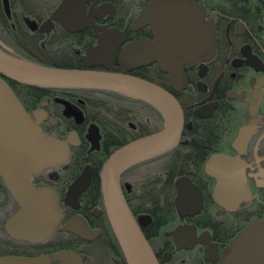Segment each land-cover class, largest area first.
<instances>
[{"label": "flooded vegetation", "instance_id": "af4514ba", "mask_svg": "<svg viewBox=\"0 0 264 264\" xmlns=\"http://www.w3.org/2000/svg\"><path fill=\"white\" fill-rule=\"evenodd\" d=\"M154 1L167 12L178 10L193 17L205 41L192 56L172 52L176 83L159 66L157 50L151 45L152 27L132 30ZM62 2L9 0V17L0 0V42L25 60L84 68L83 58L97 46L102 28L122 31L125 42L114 63L109 69L96 70L129 74L160 86L177 99L185 121L175 149L123 174L126 200L160 264H223L224 254L246 226L264 220V0H88L85 28L67 29L63 23L70 21L62 19L53 21L49 32H41ZM43 7L49 10L41 15ZM26 19L37 22L35 31ZM6 35L29 39L32 50L24 46L27 54L21 53ZM192 39L199 40L195 35ZM127 49L147 58L136 62L122 57ZM7 83L32 119L41 120L45 136L65 142L69 153L67 160L32 176L38 189L56 193L63 209L57 230L46 240L16 239L6 231L7 221L21 207L0 176V258H54L70 251L80 256L81 264H127L111 228L101 186L92 177L76 200L68 199V194L86 168L93 176L115 150L159 131L164 126L162 115L150 104L125 101L127 97L118 93L41 90ZM92 128L99 134L96 148L90 141ZM216 155L239 162L226 185L227 198L238 204H219L218 181L207 171ZM181 178H188L198 191L194 209L177 208ZM197 204H201L198 209ZM77 222L87 238L65 229ZM208 248L214 251L210 260L206 259ZM51 264L62 263L53 260Z\"/></svg>", "mask_w": 264, "mask_h": 264}, {"label": "water", "instance_id": "95a60500", "mask_svg": "<svg viewBox=\"0 0 264 264\" xmlns=\"http://www.w3.org/2000/svg\"><path fill=\"white\" fill-rule=\"evenodd\" d=\"M87 1L63 0L51 19L42 25L41 32H49L53 21L62 19L70 21L63 23L67 29L85 28L88 23L85 10ZM4 8L10 17L9 0H4ZM26 22L32 31L37 29L36 21L26 19ZM146 25L152 27L154 40L151 45L157 50L159 66L176 83L177 64L172 52L179 50L192 56L205 45L195 19L178 10L167 12L157 7L154 1L135 20L132 30ZM194 35L199 40L192 39ZM124 42V33L119 29L102 28L97 46L91 48L83 58L84 69L51 67L21 59L13 56V50L0 42V176L21 207L6 223V231L12 237L37 242L55 233L63 209L56 193L50 188L38 189L32 182V176L67 160L69 152L65 142L45 136L39 126L41 120L37 118L35 122L32 119L6 80L38 88L111 91L150 104L164 119L165 124L160 131L138 138L114 151L100 173L104 205L126 263L159 264L128 205L121 178L132 167L173 150L180 142L185 121L177 99L160 86L129 74L96 70L99 67L109 69ZM122 57L136 62L147 58L133 49L125 50ZM94 128L90 136L92 148L97 147L99 139ZM238 165V161L224 155L214 156L207 165V171L218 181L216 194L221 206L229 202L238 204V201L226 196L227 178L233 177ZM228 166L229 169L226 168ZM90 176L91 169L88 167L71 186L68 199L76 200L87 189ZM177 188L176 205L179 211L193 208L198 191L190 180L179 179ZM201 204H197L196 208H200ZM65 229L87 238L88 233L80 222ZM179 231H182L181 227L175 233L177 242ZM206 252V259L210 260V254L214 251L208 248ZM53 260L62 264H81L80 256L70 251L59 252L54 258H0V264H51ZM223 264H264V220L253 221L246 226L224 254Z\"/></svg>", "mask_w": 264, "mask_h": 264}, {"label": "trees", "instance_id": "16d2710c", "mask_svg": "<svg viewBox=\"0 0 264 264\" xmlns=\"http://www.w3.org/2000/svg\"><path fill=\"white\" fill-rule=\"evenodd\" d=\"M49 9L48 8H44L43 7V9H41L40 10V14L41 15H43L44 13H46L47 11H48ZM13 37V36H12ZM73 53V52H72ZM25 54H27V53H25ZM36 61V60H35ZM36 62H39V61H36ZM39 63H41V62H39ZM57 67H61V68H72V69H76L77 67H73V66H57ZM8 82H10V83H14V82H12V81H8ZM31 88H33V89H41V90H51V89H47V88H38V87H31ZM86 91H88V92H101V91H96V90H94V91H92V90H86ZM106 93H108L109 95H114V94H116V93H114V92H109V91H105ZM121 96V95H120ZM124 100L125 101H130L128 98H124ZM163 127V125H161V128ZM133 139H135V138H133ZM132 139V140H133ZM106 159L103 161L104 163H103V165L102 166H99L97 169H95L94 170V174H93V178H94V180H95V182L98 184V185H100L101 186V183H100V173H101V171H102V169H103V167H104V165H105V163H106ZM101 194H102V191L100 192ZM102 197H103V194H102ZM103 203H104V201H103ZM110 225H111V223H110ZM111 228H112V226H111ZM112 230H113V228H112ZM113 233H114V235H115V232H114V230H113ZM115 238H116V241L118 242V240H117V237H116V235H115Z\"/></svg>", "mask_w": 264, "mask_h": 264}, {"label": "rangeland", "instance_id": "374dc122", "mask_svg": "<svg viewBox=\"0 0 264 264\" xmlns=\"http://www.w3.org/2000/svg\"><path fill=\"white\" fill-rule=\"evenodd\" d=\"M1 34V33H0ZM2 35V34H1ZM12 35V34H11ZM7 36V40L9 41V42H11V43H14V44H16L18 47V50L21 52V53H26L25 51H24V46H25V48L27 49V48H29L30 50H32V48H31V45H30V43H29V39H26L25 37H21L20 39H19V37H12V36ZM5 36V35H4ZM3 37V36H2ZM103 256H101V255H99V258H102Z\"/></svg>", "mask_w": 264, "mask_h": 264}, {"label": "bare ground", "instance_id": "6f19581e", "mask_svg": "<svg viewBox=\"0 0 264 264\" xmlns=\"http://www.w3.org/2000/svg\"><path fill=\"white\" fill-rule=\"evenodd\" d=\"M5 44V43H4ZM13 50V49H12ZM13 56H16V57H18V58H21V59H23L22 57H20V56H17V55H15V51L13 50V54H12ZM29 61H32V62H35V63H38V64H41V65H45V66H50V65H46V64H43V63H39V62H36L35 60H29ZM51 67H57V66H51ZM59 68H61V67H59ZM66 69H72V68H66ZM76 69H84V68H76ZM9 80H6V82H8ZM13 82V81H12ZM15 83V82H14ZM19 84V83H18ZM29 86V85H28ZM30 87H33V86H30ZM47 89H49V88H47ZM62 90H65V89H62ZM66 90H69V89H66ZM96 91H102V90H96ZM14 92V91H13ZM109 92H111V91H109ZM115 93V92H114ZM15 94V93H14ZM119 94V93H118ZM16 96V95H15ZM17 97V96H16ZM18 98V97H17ZM19 99V98H18ZM24 107V106H23ZM183 111V110H182ZM184 115V114H183ZM165 124V123H164ZM164 127V126H163ZM163 127L161 128V129H163ZM160 129V130H161ZM159 130V131H160ZM158 132V131H157ZM177 147V146H176ZM175 147V148H176ZM174 148V149H175ZM116 151V150H115ZM172 151V150H171ZM112 155V154H111ZM110 155V156H111ZM109 159V158H108ZM107 162V161H106ZM147 162V161H146ZM143 163H145V162H143ZM106 164V163H105ZM142 164V163H141ZM139 165V164H138ZM130 170V169H129ZM91 180H92V175L90 176V182H91ZM100 183H101V181H100ZM102 188V187H101ZM126 198V197H125ZM129 205V204H128ZM130 207V206H129ZM118 245H119V243H118ZM120 246V245H119ZM152 248V247H151ZM153 250V249H152ZM154 252V251H153ZM157 258V257H156ZM158 260V259H157ZM159 262V261H158ZM160 264V263H159Z\"/></svg>", "mask_w": 264, "mask_h": 264}]
</instances>
